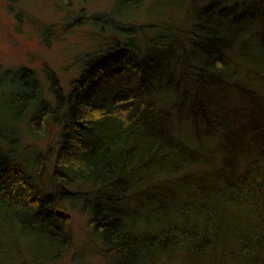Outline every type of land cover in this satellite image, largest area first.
<instances>
[{
    "label": "trees",
    "instance_id": "1",
    "mask_svg": "<svg viewBox=\"0 0 264 264\" xmlns=\"http://www.w3.org/2000/svg\"><path fill=\"white\" fill-rule=\"evenodd\" d=\"M78 1L68 88L0 71V264L60 261L58 206L108 264H264V0Z\"/></svg>",
    "mask_w": 264,
    "mask_h": 264
},
{
    "label": "rangeland",
    "instance_id": "2",
    "mask_svg": "<svg viewBox=\"0 0 264 264\" xmlns=\"http://www.w3.org/2000/svg\"><path fill=\"white\" fill-rule=\"evenodd\" d=\"M153 1L146 0L139 20L149 21L145 11ZM114 4L115 0H89L86 12H105ZM80 7L78 0H74L70 10L58 0H0V71L20 66L31 68L43 82L47 93L46 70H53L62 85L68 88L70 81L78 75V54L88 50L93 43L91 25L84 24L70 30L65 27L66 21ZM46 26L55 29L47 38L43 31ZM209 137L218 141L216 135ZM45 143L46 140H41L38 145L44 147ZM60 208L71 215L67 221L60 218L65 223L71 243L55 264H108L98 252V240L91 232L87 216L69 206Z\"/></svg>",
    "mask_w": 264,
    "mask_h": 264
},
{
    "label": "water",
    "instance_id": "3",
    "mask_svg": "<svg viewBox=\"0 0 264 264\" xmlns=\"http://www.w3.org/2000/svg\"><path fill=\"white\" fill-rule=\"evenodd\" d=\"M55 214L57 217L63 219L64 221L69 220V218L71 216L69 212L65 211L64 209H62L60 207L55 209Z\"/></svg>",
    "mask_w": 264,
    "mask_h": 264
}]
</instances>
